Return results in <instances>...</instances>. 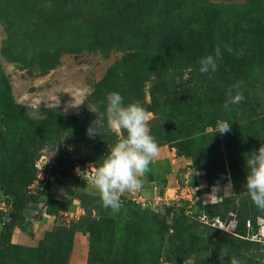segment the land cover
<instances>
[{"label": "rangeland", "instance_id": "374dc122", "mask_svg": "<svg viewBox=\"0 0 264 264\" xmlns=\"http://www.w3.org/2000/svg\"><path fill=\"white\" fill-rule=\"evenodd\" d=\"M119 1L122 0H0V135L6 139L14 137L15 141L22 138V156L35 160L45 155L54 160L66 150L74 158L95 159L75 135L37 136L34 139L29 137L28 130L18 126L9 131L1 121L6 109L2 98L5 79L9 81L13 99L25 105L29 115L36 120L56 113L84 115L91 112L87 104H94L92 92L95 86L108 67L125 55L159 45L207 52L218 44H226L230 37H264V25L235 27L220 24L215 28L189 29L182 22L166 20L160 0H147L149 8L129 6L121 18L117 9ZM212 1L241 3L243 0ZM132 26L138 27V30L131 29ZM248 56L249 51L239 46L227 52L223 60L230 77L243 82L245 97L241 116L230 123V131L226 132L230 138L238 130L244 133L251 131L246 125L249 113L255 116L264 113V75L254 63L248 64ZM186 77L185 73L178 75L176 83L183 84L188 93H192L197 87L185 82ZM141 95L143 106H146L151 101L150 81L143 83ZM81 101L84 103L73 106ZM148 112L152 118L153 113ZM212 129L214 127L207 130ZM201 134L198 131L193 133L198 146L195 158L199 162V157H207L211 164H224L223 182L209 186L206 181L199 185L200 174L204 178L206 174L201 163L193 165L194 158L179 156L176 149V157H173L170 144L158 143L159 155L151 162L143 183L147 182L148 174L153 175L157 170L167 172L179 183L188 174V184L195 192L194 203L187 207L168 199L156 205V211L150 207L144 209V212H153L145 216L140 215L142 210L139 207L131 210L122 208L116 213L108 209L113 221L101 225L93 237L91 264H230L232 258L238 259L241 264H264V216L251 215L256 228L246 223L248 230L239 237L217 231L198 218V214L208 206H214L211 207L214 211L225 214L232 203L237 204L245 194L242 189H236L230 179L227 161L229 146L223 143L225 138ZM2 158L0 153V160ZM95 161L99 164L97 159ZM188 166L192 171L188 170ZM74 175L79 180L69 179L66 183L68 188L99 196L92 174L79 169ZM67 187L57 185L59 195L52 199L54 206H57L58 200L74 197ZM2 192L0 184V195ZM171 192L167 195L170 196ZM26 193L31 194L29 189ZM213 194L220 198L214 205L207 203ZM84 201L89 204L90 198L85 197ZM256 210L264 213L257 207ZM135 211L136 215L132 213ZM23 214H26L24 210L16 222L25 232L31 221L24 220ZM54 214L58 217L59 210ZM193 232L199 236L197 249L183 259L182 251L193 239ZM41 246L37 243L21 245L17 249H0V264H41L44 257Z\"/></svg>", "mask_w": 264, "mask_h": 264}, {"label": "trees", "instance_id": "16d2710c", "mask_svg": "<svg viewBox=\"0 0 264 264\" xmlns=\"http://www.w3.org/2000/svg\"><path fill=\"white\" fill-rule=\"evenodd\" d=\"M160 1L163 2L162 15L166 20L174 19L175 22H182L192 30L215 28L220 24L235 27L264 25V0H243L241 3L215 2L212 0ZM133 5L149 8L147 0H122L119 1L117 7L120 12L118 16L123 18L125 8ZM137 28L131 27L134 30H138ZM226 41L231 50L239 46L245 47L249 51L248 64L254 63L264 75V37L258 35H250L247 38L230 37ZM213 50L199 52L195 49L179 50L171 46L159 45L125 55L108 67L92 92V100L94 104L102 105V102H106V95L109 92L117 91L124 96L125 103L138 101L143 105L141 87L143 83L150 81L151 101L144 107L154 115L149 121L151 134L158 143L170 144L176 149L179 156L194 158L195 164L191 161L193 165L201 163L202 169L206 172L205 181L209 186L223 182L226 166L224 164H211L207 157H199L200 161L198 162L195 158V149L198 146L193 138V133L198 131L207 136L215 135L218 139L225 138L223 143L229 146L227 161L230 179L234 187L242 189L245 194L239 198L237 204L233 202L225 214L214 211V206H211L213 208H208V206L198 214V218L217 231L239 237L248 230L246 223L255 225L254 216L259 214L264 216V213L256 210V205L252 202L245 188L246 158L253 150L264 145V113L257 116L253 113L248 114L246 125L251 130L250 132L244 133L242 130H238L232 138L230 135L226 136V133L217 132L218 122L228 120L232 124L237 117L241 116L240 113L243 111L245 100L237 105H232L230 111L223 108L227 98L226 91L239 81L230 77L228 67L223 62L228 52L226 49L223 50V56L218 62L217 72L212 74L211 78L208 74L199 71L200 59L212 53ZM183 73L187 76L185 82L192 83L193 86L197 87L192 93H188L183 84L176 83V77ZM241 91L243 92L242 88ZM2 98L6 109L1 116V121L9 131L13 126H18L28 130L29 137L34 139L37 136L75 135L83 141L86 151L99 161L98 164L95 159L74 158L72 154L63 150L55 157L51 169V174L59 185L64 184L69 177L78 178L74 175L75 162L83 163L90 160L93 161L95 168L98 167L107 155L108 148L118 140L120 135L126 136V133L109 130L104 125L98 127L100 134L89 137L87 129L95 119L93 112L84 115L56 113L42 120H36L29 115L25 105L13 99L7 79L4 81ZM209 127H214V129L208 131ZM18 139L15 141L14 137L6 139L0 135V153L3 157L0 160L2 194H9L14 199L11 219L0 230V249L3 250L19 247L18 244L11 242V231L13 226L18 224L16 219L22 214V210L26 213L23 214L25 220L27 219V212L38 207L39 201L43 202V209L51 214H54L57 209L60 211L72 206V197L70 200H58L57 206H54L55 202L52 201L54 197L46 193V188L37 189L36 193H26L35 178L34 162L36 159L32 160L20 154V148L24 146L20 142L22 138L19 137ZM69 194L71 196L77 195L82 199L85 212L79 219L72 222L73 226L70 224L71 226L68 227L60 224L45 233L40 242L44 253L42 260L44 264H67L76 232L88 235L87 264H91L93 262L91 258L92 248H94L93 237L98 233L97 230L101 228V225L113 221L107 212L108 209L101 207L99 196L86 193L75 194L73 190H69ZM85 197L90 198L89 204L84 201ZM122 202V208L128 210L139 207L142 210L140 214L142 216L153 213L144 212V209L148 208H142L131 200L123 199ZM214 204L212 203V205ZM58 205L61 207L58 208ZM152 211L156 210L152 209ZM132 213L136 215V211ZM201 217L204 218L201 219ZM232 218L236 220L234 233H228L211 224L215 219L228 223ZM12 222L14 223L10 231H7V227ZM192 234L194 235L193 239L182 251L181 257L183 259L188 258L197 249L199 236L197 232Z\"/></svg>", "mask_w": 264, "mask_h": 264}, {"label": "clouds", "instance_id": "9594fccd", "mask_svg": "<svg viewBox=\"0 0 264 264\" xmlns=\"http://www.w3.org/2000/svg\"><path fill=\"white\" fill-rule=\"evenodd\" d=\"M229 53L231 47L218 44L212 53L203 56L199 71L208 74L209 78L218 70V62L223 56V50ZM242 81H238L226 91L223 108L231 110L244 100L241 88ZM83 101L73 105L78 106ZM89 111L95 114V119L87 129V135L94 137L98 127L106 125L109 130L126 133L108 148L107 155L101 164L93 171V184L97 189L102 207L113 213L119 212L123 206L121 197L125 193H132L142 189V177L150 170V164L159 155V145L151 134L149 121L151 114L138 101L125 103L124 96L112 91L106 95V102L101 104H87ZM230 123L220 121L217 132L230 131ZM246 185L248 195L260 210H264V145L253 150L246 158ZM230 264H241L232 258Z\"/></svg>", "mask_w": 264, "mask_h": 264}, {"label": "built area", "instance_id": "2783aa9c", "mask_svg": "<svg viewBox=\"0 0 264 264\" xmlns=\"http://www.w3.org/2000/svg\"><path fill=\"white\" fill-rule=\"evenodd\" d=\"M173 157L176 154L173 150ZM54 160H49L45 155H40L34 162L35 167V178L29 185L28 189L30 193H36L37 189L42 190L46 188V193L54 198H57L59 191L57 190V182L55 177L51 174V169L53 167ZM79 169H83L88 173L93 175L95 165L93 161L87 160L83 163L75 162L74 173ZM199 185L206 183L204 175L200 174ZM213 193V191H211ZM195 192L191 185L188 184V180L184 179L181 183H178L177 188L172 190L171 195L164 194L160 196L156 195L154 200L146 198L142 192V189L132 193H125L121 200L128 199L131 200L142 208H151L156 210V205L162 204L164 199H172L179 203H185L187 207H190L195 201ZM211 197L207 200V203H216L220 200L216 194L210 195ZM14 209V199L13 196L9 194L0 195V230L5 226L7 222L11 219V213ZM84 214V209L79 200L74 199L72 201V206L65 210H60L58 219L59 223L63 226H69L73 221L80 218ZM204 217H201L203 219ZM236 220L234 218L230 219L228 223H223L219 219H215L211 224L217 228H220L228 233H234V225ZM249 224V223H248ZM247 224V225H248Z\"/></svg>", "mask_w": 264, "mask_h": 264}, {"label": "crops", "instance_id": "0c3cea01", "mask_svg": "<svg viewBox=\"0 0 264 264\" xmlns=\"http://www.w3.org/2000/svg\"><path fill=\"white\" fill-rule=\"evenodd\" d=\"M171 149L175 151L173 147H171ZM188 165H190L189 162ZM188 170H191V166H188ZM148 175H149L148 178H146L147 182H144L145 184L143 183L142 192L145 195V197L150 200H154L157 194H159L160 196H163L164 194L167 195L169 191L176 189L179 183L178 181H176V179L170 178V176H168L169 174L167 172H163L162 170H157V173L155 172L153 175L151 174L152 176L150 174ZM184 176L185 179L188 180V174H185ZM69 179H74L75 181H78L79 177L78 178L69 177L66 179L64 184H60V185L66 188L67 187L66 183L68 182ZM142 179L143 180L145 179L144 176L142 177ZM163 183H165L166 185L163 186L162 185ZM144 187H146V189ZM68 189L73 190L70 188ZM73 191L75 194L86 193L91 195H97L96 193L77 192L76 190ZM73 196L74 197L72 198V201L74 199H77L80 201L82 205L79 196L77 195H73ZM167 200L168 199L162 200V203H165ZM37 205L38 207L33 209V210L35 209L40 210V213L37 216V218L31 219L29 217V214L33 210L27 212V220L31 221V223L29 224V228H27L25 232L21 230L19 224H15L13 226L11 231V242L18 244L19 246L21 245L26 246L30 244L34 245L37 243L39 244L46 232L52 230L55 226L60 225L57 215L48 213L45 211V209H43L42 201H39ZM82 207L84 209L83 205ZM43 215L45 216L43 217ZM88 249H89L88 235L86 233L84 234L81 232H76L73 238L72 249L67 264H73L74 261L75 264H87Z\"/></svg>", "mask_w": 264, "mask_h": 264}, {"label": "water", "instance_id": "95a60500", "mask_svg": "<svg viewBox=\"0 0 264 264\" xmlns=\"http://www.w3.org/2000/svg\"><path fill=\"white\" fill-rule=\"evenodd\" d=\"M39 213H40V210H39V209H35V210H33V211L29 214V217H30L31 219H35V218H37V216L39 215Z\"/></svg>", "mask_w": 264, "mask_h": 264}]
</instances>
